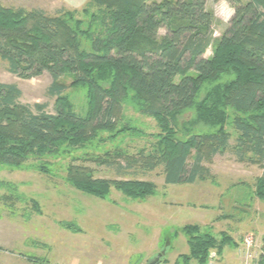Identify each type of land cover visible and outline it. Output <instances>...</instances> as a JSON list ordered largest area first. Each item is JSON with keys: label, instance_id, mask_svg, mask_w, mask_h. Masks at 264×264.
Here are the masks:
<instances>
[{"label": "trees", "instance_id": "16d2710c", "mask_svg": "<svg viewBox=\"0 0 264 264\" xmlns=\"http://www.w3.org/2000/svg\"><path fill=\"white\" fill-rule=\"evenodd\" d=\"M225 1L233 13L209 57L218 20L207 0H87L54 15L0 2V60L16 76L48 73L47 92L55 97L49 113L44 104L20 103L17 85L0 83V163L18 168L30 158L69 155L132 135L137 131L128 123L117 127L130 107L157 122L161 133L152 151L142 148L135 158L105 150L84 161L120 172L139 161L149 171L161 165L166 185L193 184L209 177L204 162L232 150L238 161L263 168L254 195L264 201V0ZM69 87L86 89L84 115L68 100ZM186 113L192 116L183 121ZM228 128L236 133L233 145ZM38 169L46 172L43 164ZM66 180L101 199L111 187L139 200L156 193L153 182L94 178L83 164H69ZM181 231L188 252L173 264H207L211 251L219 256L234 243L228 233L215 236L196 224ZM257 264H264V239Z\"/></svg>", "mask_w": 264, "mask_h": 264}, {"label": "rangeland", "instance_id": "374dc122", "mask_svg": "<svg viewBox=\"0 0 264 264\" xmlns=\"http://www.w3.org/2000/svg\"><path fill=\"white\" fill-rule=\"evenodd\" d=\"M0 2L6 7L42 8L51 15L70 8L59 0ZM206 7L218 20L213 41L204 54L209 57L233 8L225 0H207ZM163 34L160 30L159 35ZM62 81L70 84L72 78L64 76ZM0 83L17 85L20 103L44 104L45 110L53 113L55 97L47 92L51 84L48 73L32 78L16 76L0 60ZM65 94L74 110L84 115L88 108L86 89L69 87ZM191 116L186 113L183 121ZM127 123L137 132L108 139L94 149L42 160L30 158L18 168L0 163V264H149L158 255L157 264H172L177 255L188 252L187 238L181 231L188 224L215 236L220 232L238 235L237 229H244L239 239L253 236L252 264H257L264 239V201L255 197L254 190L263 168L238 161L228 150L204 162L210 170L206 179L166 185L161 165L149 171L139 161L133 169L120 172L84 161L86 155L103 154L105 150L121 149L135 158L142 148L151 152L161 133L156 120L125 107L117 127ZM228 130L233 145L236 133ZM106 136L108 133L101 134ZM71 163L88 166L94 178L153 182L156 193L139 200L111 187L104 199L91 196L67 182L66 168ZM39 164L46 172L38 169Z\"/></svg>", "mask_w": 264, "mask_h": 264}, {"label": "crops", "instance_id": "0c3cea01", "mask_svg": "<svg viewBox=\"0 0 264 264\" xmlns=\"http://www.w3.org/2000/svg\"><path fill=\"white\" fill-rule=\"evenodd\" d=\"M59 1H61L67 7L80 9L81 7L84 6V4L86 3L87 0H59ZM237 230H238V232L240 231L239 232L240 234H238V235L237 234L234 235L232 233H229V235L233 239L234 243H231V244L224 246L221 255H219L217 257V264H252V260H249V258H247L245 253H244V243H243L244 239L242 241H240V239H239L241 237V234L243 233L244 229L240 230L238 228ZM179 255H177V257ZM174 262H175V260H174ZM190 264H197V263H196V261H191Z\"/></svg>", "mask_w": 264, "mask_h": 264}, {"label": "built area", "instance_id": "2783aa9c", "mask_svg": "<svg viewBox=\"0 0 264 264\" xmlns=\"http://www.w3.org/2000/svg\"><path fill=\"white\" fill-rule=\"evenodd\" d=\"M244 253L249 260H252L255 256V251H253V247L255 245V241L252 235H248L244 238ZM217 254L215 251H211L209 253L207 264H217Z\"/></svg>", "mask_w": 264, "mask_h": 264}, {"label": "water", "instance_id": "95a60500", "mask_svg": "<svg viewBox=\"0 0 264 264\" xmlns=\"http://www.w3.org/2000/svg\"><path fill=\"white\" fill-rule=\"evenodd\" d=\"M159 257L160 255H158L157 257H155L149 264H157L159 261Z\"/></svg>", "mask_w": 264, "mask_h": 264}]
</instances>
